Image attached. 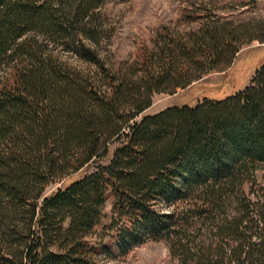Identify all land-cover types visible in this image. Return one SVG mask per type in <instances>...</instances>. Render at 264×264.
<instances>
[{"label": "trees", "instance_id": "16d2710c", "mask_svg": "<svg viewBox=\"0 0 264 264\" xmlns=\"http://www.w3.org/2000/svg\"><path fill=\"white\" fill-rule=\"evenodd\" d=\"M107 1L0 0V264H106L105 238L264 264V60L223 98L142 114L264 41V21L162 26L118 62Z\"/></svg>", "mask_w": 264, "mask_h": 264}, {"label": "rangeland", "instance_id": "374dc122", "mask_svg": "<svg viewBox=\"0 0 264 264\" xmlns=\"http://www.w3.org/2000/svg\"><path fill=\"white\" fill-rule=\"evenodd\" d=\"M107 5L114 27L108 47L113 60L118 62L132 61L142 47L150 48L151 40L162 26L168 34L186 38L204 21L228 22L235 27L248 24L253 28L257 22L264 21V0H108ZM263 60L264 41L256 38L244 42L227 66L204 73L173 93L154 94L151 105L142 114H153L169 106H192L203 97L220 99L232 94L248 84ZM59 185H51L47 192ZM110 202L108 196L101 225L109 223ZM104 244L112 255L106 264H175L163 241L143 242L123 255L114 240L105 238Z\"/></svg>", "mask_w": 264, "mask_h": 264}]
</instances>
